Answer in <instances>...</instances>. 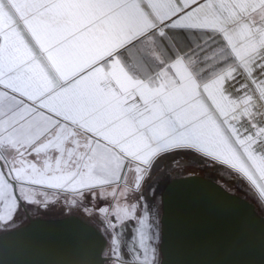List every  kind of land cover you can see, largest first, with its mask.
Masks as SVG:
<instances>
[{"label":"snow or ice","instance_id":"snow-or-ice-1","mask_svg":"<svg viewBox=\"0 0 264 264\" xmlns=\"http://www.w3.org/2000/svg\"><path fill=\"white\" fill-rule=\"evenodd\" d=\"M178 157L264 195V0H0V264L50 197L108 238L58 264H232L165 245Z\"/></svg>","mask_w":264,"mask_h":264},{"label":"water","instance_id":"water-1","mask_svg":"<svg viewBox=\"0 0 264 264\" xmlns=\"http://www.w3.org/2000/svg\"><path fill=\"white\" fill-rule=\"evenodd\" d=\"M168 184L175 185L162 210L164 243L170 251L184 253L185 259L262 264L264 215L253 201L210 176H173ZM220 202L229 204L230 210L221 211ZM2 235L9 239V264H58L83 249L107 243L96 226L74 213L60 217L27 213L25 223Z\"/></svg>","mask_w":264,"mask_h":264},{"label":"rangeland","instance_id":"rangeland-1","mask_svg":"<svg viewBox=\"0 0 264 264\" xmlns=\"http://www.w3.org/2000/svg\"><path fill=\"white\" fill-rule=\"evenodd\" d=\"M177 159L180 160V167L176 168L175 171H169L170 168L175 167V162L171 163V159L170 160L165 159L160 162L161 163L160 171L168 172L169 173L168 178H172L173 176L192 174V173L200 174L204 176H210L211 175L210 172H214L216 170L215 166L220 168V170L223 172L226 171L228 173H234L232 171H229L228 169H225L224 167H220L219 165L213 164L212 166L210 163L208 165V163L200 159L182 158V157H178ZM202 170H204L206 173H203ZM212 176H214L213 173H212ZM232 176L236 177L234 174H232ZM218 178L221 181L218 180ZM218 178H214V180L220 183L228 191L236 193L235 186L232 182H229L223 179L222 177H218ZM236 179L239 183L243 184V180L241 178L236 177ZM250 196L251 194L249 195V197ZM69 200H71V197H69ZM85 206L89 208L92 207L91 198L88 201H84L79 207L69 206V204H67L63 198H60L59 202H56V200L51 197L49 198V203L47 206H43V205L38 206L36 204H32L29 206L25 203V206L20 209L19 215L17 216L15 220V226H18L19 224L26 222L27 213H30V214L31 213L32 214L41 213L48 217L49 216L52 217V216H59V215L62 216V215L68 214V212L74 211L76 214H80V216H82L84 219L91 222L94 226H96L104 234V223L98 222L102 220V217L98 215L95 219L92 218L88 213L84 211ZM99 206L100 207L106 206V202L100 201ZM130 237H131V228L129 227L127 236L122 237V240L125 243L130 244L131 243ZM106 239L108 242L107 237Z\"/></svg>","mask_w":264,"mask_h":264},{"label":"trees","instance_id":"trees-1","mask_svg":"<svg viewBox=\"0 0 264 264\" xmlns=\"http://www.w3.org/2000/svg\"><path fill=\"white\" fill-rule=\"evenodd\" d=\"M211 165L213 166V164H211ZM215 168H216V170L214 172H210L211 173L210 177H213V179L214 178H218V177H222L223 179H225V180H227L229 182H232L234 184V186H235L236 193L241 195V196H243V197H245V198H247V199H249V200H251V201H253L255 203V205H256L257 210L262 215H264V209L260 206L259 201L253 195H251L249 197V195L251 194L250 191L243 184L239 183L237 181L236 177L232 176V173H228L226 171L223 172L217 166H215ZM204 173H206V172H204ZM212 173H213L214 176H212ZM169 179L170 178H168V180ZM218 180H220V179L218 178Z\"/></svg>","mask_w":264,"mask_h":264},{"label":"crops","instance_id":"crops-1","mask_svg":"<svg viewBox=\"0 0 264 264\" xmlns=\"http://www.w3.org/2000/svg\"><path fill=\"white\" fill-rule=\"evenodd\" d=\"M163 160H165V159H163ZM163 160H161V161H163ZM166 160H170V159H166ZM206 163H208V164H209V163L212 164L211 162H206ZM219 166H220V167H224L225 169H228L229 171L234 172V173H232V174H234L236 177H239V176L235 173L234 170L230 169V167H228V166H222V165H219ZM202 172L204 173L205 171L202 170ZM239 178H240V177H239ZM243 185H244V186L250 191L251 195H253V196L259 201L260 206L264 209V195H261L257 189H255L254 187L250 186V185L248 184V182H246L245 180H243ZM69 213H74V214H76L74 211L68 212V214H69ZM65 215H66V214H65ZM77 215H80V214H77ZM60 216H61V215H59L58 217H60ZM62 216H64V215H62ZM49 217H51V216H49ZM52 217H56V216H52Z\"/></svg>","mask_w":264,"mask_h":264},{"label":"flooded vegetation","instance_id":"flooded-vegetation-1","mask_svg":"<svg viewBox=\"0 0 264 264\" xmlns=\"http://www.w3.org/2000/svg\"><path fill=\"white\" fill-rule=\"evenodd\" d=\"M31 215L32 216H34V215H41V216H46V215H43V214H41V213H36V214H32L31 213ZM77 215V214H76ZM80 216V215H79ZM46 217H48V216H46ZM56 217H58V216H56ZM26 219H27V217H26ZM27 221V220H26ZM25 223V222H24ZM21 224H23V223H21ZM21 224H19V225H21Z\"/></svg>","mask_w":264,"mask_h":264}]
</instances>
